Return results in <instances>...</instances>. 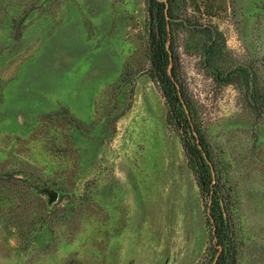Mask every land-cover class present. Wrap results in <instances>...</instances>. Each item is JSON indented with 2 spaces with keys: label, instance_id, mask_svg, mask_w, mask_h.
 <instances>
[{
  "label": "rangeland",
  "instance_id": "rangeland-1",
  "mask_svg": "<svg viewBox=\"0 0 264 264\" xmlns=\"http://www.w3.org/2000/svg\"><path fill=\"white\" fill-rule=\"evenodd\" d=\"M220 1L210 63L227 79L180 29L179 81L235 195L236 264H264V0ZM147 19L145 0H0V264H196L213 249L142 70Z\"/></svg>",
  "mask_w": 264,
  "mask_h": 264
},
{
  "label": "trees",
  "instance_id": "trees-1",
  "mask_svg": "<svg viewBox=\"0 0 264 264\" xmlns=\"http://www.w3.org/2000/svg\"><path fill=\"white\" fill-rule=\"evenodd\" d=\"M220 0H145L147 11V67L146 71L158 88L166 107V121L180 136V144L186 164L192 172L202 201L204 224L208 225V239H212L210 253L203 250L196 264H236L239 239L236 199L220 159L214 157L208 144L201 137L199 123L193 119L195 101L185 95V87L179 81L177 45L178 30L187 36L196 34L197 39L184 37V47L206 54L202 59L205 68L213 73L228 72L211 65L215 47L211 37L214 24L210 17L221 6ZM191 10V12H189ZM211 51V52H210ZM204 62V63H203ZM213 66V67H211ZM215 69V71H214ZM253 84V83H252ZM225 171V170H224Z\"/></svg>",
  "mask_w": 264,
  "mask_h": 264
}]
</instances>
